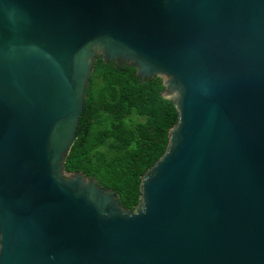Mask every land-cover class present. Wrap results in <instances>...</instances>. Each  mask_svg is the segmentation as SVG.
I'll return each mask as SVG.
<instances>
[{
    "label": "water",
    "instance_id": "1",
    "mask_svg": "<svg viewBox=\"0 0 264 264\" xmlns=\"http://www.w3.org/2000/svg\"><path fill=\"white\" fill-rule=\"evenodd\" d=\"M98 55L178 113L133 211L65 171ZM0 264H264V0H0Z\"/></svg>",
    "mask_w": 264,
    "mask_h": 264
},
{
    "label": "trees",
    "instance_id": "2",
    "mask_svg": "<svg viewBox=\"0 0 264 264\" xmlns=\"http://www.w3.org/2000/svg\"><path fill=\"white\" fill-rule=\"evenodd\" d=\"M163 78L142 80L125 61L94 60L65 171L82 172L133 211L142 175L164 154L178 113Z\"/></svg>",
    "mask_w": 264,
    "mask_h": 264
}]
</instances>
